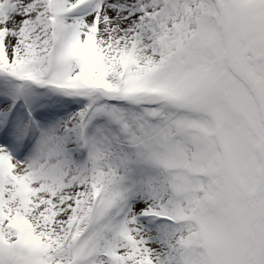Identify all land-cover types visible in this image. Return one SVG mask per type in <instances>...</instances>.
Masks as SVG:
<instances>
[{
  "label": "snow or ice",
  "instance_id": "snow-or-ice-1",
  "mask_svg": "<svg viewBox=\"0 0 264 264\" xmlns=\"http://www.w3.org/2000/svg\"><path fill=\"white\" fill-rule=\"evenodd\" d=\"M0 264H264V0H0Z\"/></svg>",
  "mask_w": 264,
  "mask_h": 264
}]
</instances>
